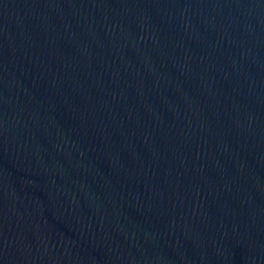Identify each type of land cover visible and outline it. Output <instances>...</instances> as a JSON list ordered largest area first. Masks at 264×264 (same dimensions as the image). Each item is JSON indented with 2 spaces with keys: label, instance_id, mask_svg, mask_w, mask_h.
<instances>
[{
  "label": "water",
  "instance_id": "water-1",
  "mask_svg": "<svg viewBox=\"0 0 264 264\" xmlns=\"http://www.w3.org/2000/svg\"><path fill=\"white\" fill-rule=\"evenodd\" d=\"M0 264H264V0H0Z\"/></svg>",
  "mask_w": 264,
  "mask_h": 264
}]
</instances>
